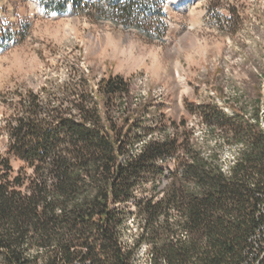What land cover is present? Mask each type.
<instances>
[{"label":"trees","instance_id":"obj_1","mask_svg":"<svg viewBox=\"0 0 264 264\" xmlns=\"http://www.w3.org/2000/svg\"><path fill=\"white\" fill-rule=\"evenodd\" d=\"M67 1L78 2H56L52 10L65 9ZM162 1L93 4L115 23L143 27L147 14L162 15ZM41 93L29 90L7 124V155H0V264H133V250L121 245L123 209L131 200L129 214L139 230L135 248L150 246V264L259 259V106L247 115L227 103L231 116L216 105L211 112L200 107L207 137L199 138L185 118L146 123L149 108L121 75L100 79L95 89L87 81L64 82ZM227 144L238 150L228 170L219 151ZM10 156L22 162L15 172ZM148 184L149 193L137 197ZM257 232L260 247L251 241Z\"/></svg>","mask_w":264,"mask_h":264},{"label":"rangeland","instance_id":"obj_2","mask_svg":"<svg viewBox=\"0 0 264 264\" xmlns=\"http://www.w3.org/2000/svg\"><path fill=\"white\" fill-rule=\"evenodd\" d=\"M61 1L0 0V155H7V124L29 90L42 96L44 86L79 81L95 89L110 75L130 82L150 110L148 124L185 118L195 137H207L200 107L216 105L231 116L227 103L247 115L259 106L264 124V0H187L172 11L163 0L162 15L147 14L143 27L104 17L93 4L99 0L52 10ZM219 151L228 165L238 150L227 144ZM10 158L15 172L22 162ZM133 202L123 209L121 245L133 250V264H150V246L135 248Z\"/></svg>","mask_w":264,"mask_h":264},{"label":"built area","instance_id":"obj_3","mask_svg":"<svg viewBox=\"0 0 264 264\" xmlns=\"http://www.w3.org/2000/svg\"><path fill=\"white\" fill-rule=\"evenodd\" d=\"M261 125H262V127L264 126L263 123H261ZM235 156H236V155L233 156V160L230 161V163H228V165H224L226 170H228L229 165L232 164V163L235 161ZM260 206H261V210H263V209H264V204H262V205H260ZM263 231H264V230H263ZM260 235H261V232H257V234L251 238V241H253L254 244H255L256 246H259V247H260V245L258 244L257 240L260 239ZM261 240H262V239H261ZM262 242H264V241L262 240ZM262 242H261V243H262ZM261 246L264 247V244L261 245ZM258 255H259V259L256 260V261L254 262L255 264H261V263H262V260H261V259L264 257V249L261 250V252H259ZM263 262H264V260H263Z\"/></svg>","mask_w":264,"mask_h":264},{"label":"bare ground","instance_id":"obj_4","mask_svg":"<svg viewBox=\"0 0 264 264\" xmlns=\"http://www.w3.org/2000/svg\"><path fill=\"white\" fill-rule=\"evenodd\" d=\"M194 1V0H193ZM167 7L169 8V11L180 9V6L187 4V0H167ZM187 2V3H186ZM195 2V1H194ZM200 1L196 2L199 4Z\"/></svg>","mask_w":264,"mask_h":264}]
</instances>
